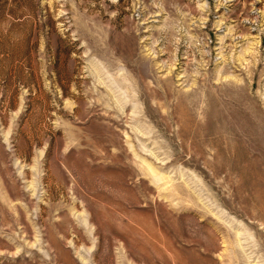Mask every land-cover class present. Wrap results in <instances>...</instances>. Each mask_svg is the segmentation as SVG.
Listing matches in <instances>:
<instances>
[{
    "label": "rangeland",
    "instance_id": "rangeland-1",
    "mask_svg": "<svg viewBox=\"0 0 264 264\" xmlns=\"http://www.w3.org/2000/svg\"><path fill=\"white\" fill-rule=\"evenodd\" d=\"M0 264H264V0H0Z\"/></svg>",
    "mask_w": 264,
    "mask_h": 264
}]
</instances>
